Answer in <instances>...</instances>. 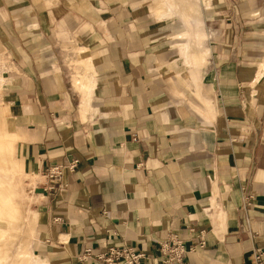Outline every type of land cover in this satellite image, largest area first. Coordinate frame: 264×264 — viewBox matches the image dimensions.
Here are the masks:
<instances>
[{"label": "crops", "instance_id": "crops-1", "mask_svg": "<svg viewBox=\"0 0 264 264\" xmlns=\"http://www.w3.org/2000/svg\"><path fill=\"white\" fill-rule=\"evenodd\" d=\"M0 50L3 262L19 240L17 264H98L124 244L158 264L169 232L205 233L181 264L264 252V0H0ZM17 166L41 186L23 216Z\"/></svg>", "mask_w": 264, "mask_h": 264}, {"label": "built area", "instance_id": "built-area-1", "mask_svg": "<svg viewBox=\"0 0 264 264\" xmlns=\"http://www.w3.org/2000/svg\"><path fill=\"white\" fill-rule=\"evenodd\" d=\"M79 159L75 158L68 163H55L50 165L45 173L46 184L43 185L45 192L54 195L58 191L67 187L64 176L67 171H74L78 166ZM36 185V186H35ZM34 191L41 186L34 184ZM207 240L204 231L197 233L190 242L185 240L177 232H169L165 238L159 241L158 264H181L187 258L189 252L197 248H205ZM91 255V250H87V257ZM147 255L143 251H137L130 245L115 246L110 245L104 252L94 255L98 264H144ZM253 264H264V252H256Z\"/></svg>", "mask_w": 264, "mask_h": 264}, {"label": "rangeland", "instance_id": "rangeland-1", "mask_svg": "<svg viewBox=\"0 0 264 264\" xmlns=\"http://www.w3.org/2000/svg\"><path fill=\"white\" fill-rule=\"evenodd\" d=\"M12 69H13V66H11V61L9 60V57L7 56V54H5L4 52H2L0 50V83L3 86L2 90L0 91V127H2L6 131V136L8 138H9V136H8V133L6 130V121H5V112H4V106H5L4 93H5V89L7 87V82L9 80L10 76L12 75V72H11ZM7 124H8V115H7ZM7 127H8V125H7ZM9 140H10V145L12 146V141L10 138H9ZM12 151H13V147H12ZM13 157L15 159L14 154H13ZM15 162H16V160H15ZM17 168L20 172V175H18L17 173H14V170H6V169H4L3 173L5 174L7 179L9 180L13 192H15V194H16V203L20 207V212L22 213L21 207L23 206V208H24V206H25V208H26V206H28L27 204L30 202L29 191H30V189H32V186L30 185L31 181L26 179L25 175L22 174V172L18 166H17ZM0 181H1V176H0ZM3 207H4V205H3ZM6 216H7V209H5V208L2 209V190L0 188V228H2L4 224L7 225ZM22 216H23V213H22ZM29 224H30V222H29ZM22 227H23V229L26 228L25 230L27 231L28 225L26 227L23 223ZM30 227H31V230L33 233V228L31 226V224H30ZM18 243H19V240H16L13 242V244H11V247L8 249L10 252L8 251L5 253V255L8 254L5 258V262H3L2 257H0V264H17V262L14 260V256L17 253ZM6 244L7 243L5 241V237L2 236L1 229H0V256H1L2 252L5 250L4 248H5ZM33 246H34V241H33ZM35 257L39 258L37 256H35ZM28 258H29L28 254L21 257V263L20 264H35L33 262V260H31V259L29 260ZM40 262H41V264H46L42 259H40Z\"/></svg>", "mask_w": 264, "mask_h": 264}, {"label": "bare ground", "instance_id": "bare-ground-1", "mask_svg": "<svg viewBox=\"0 0 264 264\" xmlns=\"http://www.w3.org/2000/svg\"><path fill=\"white\" fill-rule=\"evenodd\" d=\"M34 182H35V180H32V182H31V186H32V190H33V191H34L33 188L36 186V185L34 186ZM37 186H38V184H37Z\"/></svg>", "mask_w": 264, "mask_h": 264}]
</instances>
